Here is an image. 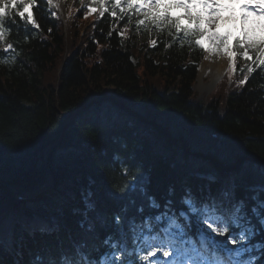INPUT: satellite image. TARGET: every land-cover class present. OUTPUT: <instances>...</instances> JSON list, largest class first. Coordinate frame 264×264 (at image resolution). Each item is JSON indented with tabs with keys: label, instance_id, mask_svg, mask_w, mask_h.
Here are the masks:
<instances>
[{
	"label": "trees",
	"instance_id": "1",
	"mask_svg": "<svg viewBox=\"0 0 264 264\" xmlns=\"http://www.w3.org/2000/svg\"><path fill=\"white\" fill-rule=\"evenodd\" d=\"M76 7L66 33L42 4L33 15L38 27H22L13 12L6 23L0 183L19 190L38 183L44 149L60 142L47 163L52 193L5 210L11 198L0 188V264H32L38 255L58 260L82 242L92 254L108 236L128 234L125 217L139 224L171 214L185 194L242 203L255 232L253 263H264V247H255L264 245V77L254 73L244 85L236 77L230 89L225 77L198 99L202 51L192 40H180L167 22L154 30L128 12ZM94 97L102 101L72 117ZM149 197L160 209L149 207ZM85 219L94 231L80 227Z\"/></svg>",
	"mask_w": 264,
	"mask_h": 264
},
{
	"label": "snow or ice",
	"instance_id": "2",
	"mask_svg": "<svg viewBox=\"0 0 264 264\" xmlns=\"http://www.w3.org/2000/svg\"><path fill=\"white\" fill-rule=\"evenodd\" d=\"M51 2L52 0H49L50 4ZM159 3L160 0H142L139 4L135 3L134 0H127V7L139 11L145 18L151 16L152 22L157 25L167 20L169 24L175 26L177 32H180L182 29L177 22L180 19L179 17L175 20L167 18L166 15L161 18L159 15H152L145 10V5L158 9ZM9 4L14 7L16 0H0V41H3L6 34L4 20L11 15ZM169 6L187 8L188 3ZM205 6L209 5L206 4ZM114 7H120V0H116ZM121 11H124V9L121 8ZM19 16L24 18L25 12H20ZM187 18L190 21L193 19L197 21V28L192 30L195 35L203 36L207 33V29L199 27V17L188 14ZM27 21L38 27L31 13L28 14ZM137 23L144 24L145 20H139ZM209 23L215 24V21L210 20ZM189 31L187 28L183 29L185 35ZM209 39L216 45L218 50H222L230 60L232 59L233 53L228 47L227 36L213 33L209 36ZM196 43L200 44V41L197 40ZM237 44L240 48H243L244 44L252 48H259V43L251 39L246 30L245 40L243 42L238 40ZM8 48H11L10 44ZM207 51L211 52L212 49ZM243 55L247 56V49L244 50ZM5 62L7 61L0 60V63ZM253 63H256L257 67L264 65V48H260V55ZM252 71L253 69L249 67L248 72ZM244 82V80L240 81L241 84H244ZM148 199L150 208L160 209L161 205L154 198L149 197ZM134 203L133 201V205ZM181 203L185 207L179 212V216L165 211L159 215L144 217L139 224L135 222V217L131 218L130 221L125 217V221L130 224L133 234L134 249L132 252L128 251L126 242L121 243L112 236H108L103 240V244L112 251L104 252L98 259L91 257L90 252L86 250V242H82L74 245L71 251L63 252L58 260L45 259L38 255L32 261V264H125V255H135L136 257L135 261H129L128 264H253L254 258L242 259L245 253L252 251V247L248 245L255 235L253 228L250 226V221L245 222V217L241 215L244 211L242 203L234 204L230 209H225L222 206H217L215 202L197 201L191 195L185 196ZM88 207L91 208L92 205H88ZM123 211L127 213V206ZM137 211L143 213V206L138 208ZM193 220H195L196 225L194 234L190 231ZM115 223L118 226L122 225L121 216L117 215L115 217ZM261 224H264V218L261 219ZM80 227L86 233L94 231L93 225L87 219L81 221ZM236 229L239 231H236ZM217 236L226 239L218 240ZM255 247L260 248L264 245L257 244Z\"/></svg>",
	"mask_w": 264,
	"mask_h": 264
},
{
	"label": "bare ground",
	"instance_id": "3",
	"mask_svg": "<svg viewBox=\"0 0 264 264\" xmlns=\"http://www.w3.org/2000/svg\"><path fill=\"white\" fill-rule=\"evenodd\" d=\"M218 30L225 33H230V37H233L234 33L231 29V22L229 19L219 20L217 22ZM232 32V33H231ZM227 65V55L224 53L214 54L206 50L204 59L199 67V84L197 85L200 90H206L211 87L218 78L224 73ZM207 77V81L204 78Z\"/></svg>",
	"mask_w": 264,
	"mask_h": 264
},
{
	"label": "rangeland",
	"instance_id": "4",
	"mask_svg": "<svg viewBox=\"0 0 264 264\" xmlns=\"http://www.w3.org/2000/svg\"><path fill=\"white\" fill-rule=\"evenodd\" d=\"M176 13H178V11L177 10H175V14ZM218 18L219 17H216L215 19H211V20H213V21H217L218 20ZM212 23H209V22H207L206 24H205V26H202V25H200V27L201 28H203V27H205L206 29H207V33L205 34V35H203V37H202V39L200 40V44H199V46L201 47V48H203V50H204V52L206 51V49H212V51L214 52V54H218V53H224L222 50H218L217 48H216V45L214 44V43H212V41L209 39V35L211 36L212 34V30L210 29V28H213V27H210V25H211ZM218 34V33H217ZM219 35V34H218ZM226 36H227V43H228V47H229V49H230V47H231V43H232V40L230 39L229 41H228V37H229V35L228 34H226ZM236 36L237 35H235V38H236ZM202 45V46H201ZM264 46V45H263ZM211 51V52H212ZM224 54H226V53H224ZM251 56V54L249 53V51L247 52V56H243V58H248V57H250ZM228 62H229V60H228ZM199 76V75H198ZM199 78V77H198ZM197 78V80H196V83H195V87H194V90H195V92L199 95V97H202V96H207V95H211L213 92H214V88H208V89H206V90H200L199 89V87L197 86L198 84H199V82H198V79ZM204 81H207V77H205L204 78Z\"/></svg>",
	"mask_w": 264,
	"mask_h": 264
},
{
	"label": "water",
	"instance_id": "5",
	"mask_svg": "<svg viewBox=\"0 0 264 264\" xmlns=\"http://www.w3.org/2000/svg\"><path fill=\"white\" fill-rule=\"evenodd\" d=\"M90 103H91V101H90ZM51 149H52V148H48V149H46L45 152H44V159H45V162H46V160H47V158H48V154H49V152L51 151ZM46 176H47V169L45 168V177H46ZM1 186H2V185H1ZM8 187L11 188V189L9 188V191L13 190L11 186H8Z\"/></svg>",
	"mask_w": 264,
	"mask_h": 264
}]
</instances>
